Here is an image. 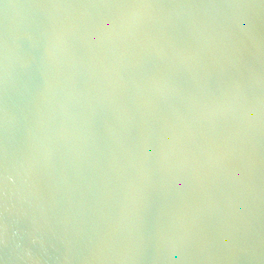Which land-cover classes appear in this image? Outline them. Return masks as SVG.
Returning <instances> with one entry per match:
<instances>
[{
	"label": "bare ground",
	"instance_id": "6f19581e",
	"mask_svg": "<svg viewBox=\"0 0 264 264\" xmlns=\"http://www.w3.org/2000/svg\"><path fill=\"white\" fill-rule=\"evenodd\" d=\"M0 264H264V0H0Z\"/></svg>",
	"mask_w": 264,
	"mask_h": 264
}]
</instances>
